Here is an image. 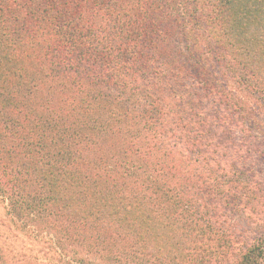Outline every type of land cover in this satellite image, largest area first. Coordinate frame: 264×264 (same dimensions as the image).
<instances>
[{"label":"trees","instance_id":"obj_1","mask_svg":"<svg viewBox=\"0 0 264 264\" xmlns=\"http://www.w3.org/2000/svg\"><path fill=\"white\" fill-rule=\"evenodd\" d=\"M263 165L264 0H0V264H264Z\"/></svg>","mask_w":264,"mask_h":264},{"label":"rangeland","instance_id":"obj_2","mask_svg":"<svg viewBox=\"0 0 264 264\" xmlns=\"http://www.w3.org/2000/svg\"><path fill=\"white\" fill-rule=\"evenodd\" d=\"M263 170H264V165H263ZM0 198H1V196H0ZM6 204V202H4V201H2V200H0V227H1V229L2 230H4V229H6V230H9V232H11V235L12 234H14L15 233V231H13L14 229H15V227H13L12 225H10V223H5L6 225H2V218L4 219L5 217H4V212H5V210H4V205ZM11 226H12V228H11ZM13 231V232H12ZM9 232H6V233H8L9 235H10V233ZM19 236L20 237H22V236H24L23 234H19ZM26 240H27V245H28V247L29 246H31V247H33V248H35V251L34 252H32V253H34V254H36V252H38V253H40L39 251H38V248L36 247V243H33L32 242V240L31 239H28V238H25ZM12 241H14V240H12ZM18 242V243H17ZM13 245H15V247H16V249L17 250H19L20 251V248L22 247V245H23V243H20L19 241H14V242H11ZM24 250H26V248L24 249ZM29 252V251H28ZM30 253V252H29ZM40 254H42V253H40Z\"/></svg>","mask_w":264,"mask_h":264}]
</instances>
